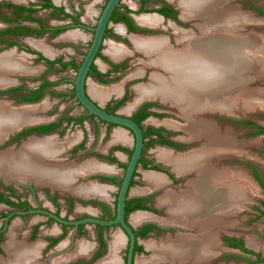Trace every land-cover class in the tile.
Instances as JSON below:
<instances>
[{
    "label": "bare ground",
    "instance_id": "1",
    "mask_svg": "<svg viewBox=\"0 0 264 264\" xmlns=\"http://www.w3.org/2000/svg\"><path fill=\"white\" fill-rule=\"evenodd\" d=\"M171 1L179 7L183 19L197 20L195 26L198 33L185 32L178 39L175 38L177 42H185L184 47L178 50L168 46L166 40L159 36L150 38L130 36L135 48L153 57L150 64L166 73V76L155 73L151 75L148 84L134 88L137 94L136 101L159 98L175 105L186 120L183 129L188 139H203L199 150L189 156L187 154L185 157H171L172 155L166 153L158 154L159 158L170 163L177 172L185 173L192 170L196 177L194 184L188 185L191 190H182L178 193L166 191L158 198L157 205L165 206L167 212L165 218L159 219L160 222L183 227L196 226L204 234L201 237H193V239L176 235L174 238H166L160 242L148 241L145 247L151 251V255L147 259L139 257L137 264L152 261L206 264L207 259L215 253L213 248L215 237H213L211 227L214 226L221 230L228 224L225 219L226 214L230 215L228 207L232 210L231 206L234 203H240V194L243 189L240 184L244 182L239 178L234 182L233 174L231 176L225 169H216L213 166L211 161L213 155L240 152V149L236 144L229 142L230 137L227 130L220 133L210 120L198 115L203 111L215 110L230 113L234 107H238L239 95L246 104V110L260 105L257 104L260 100L257 99L258 94L255 93L257 98L255 96L253 99L248 89L236 93V98L234 93L229 95L228 92L229 89L241 88L240 84L252 78L250 73L255 74L256 72L257 67L255 71L252 67L258 60L257 58H259L258 66L264 64V36L256 33L258 35L256 37L252 31L251 33L240 31L241 21L243 23L248 21V17L240 13L237 7L227 4L230 0ZM137 19L144 25L156 26L160 23L155 15H142ZM108 54L118 58L126 53L125 50L110 46ZM23 59L21 54H16V57L9 54L0 55V86L10 82L6 78L8 77L5 75L6 72L32 73L37 70ZM38 106L35 109L12 107L9 103L0 101V139L20 124L43 119L44 116L36 112L43 107ZM125 137L123 134L112 136L113 141L121 142L126 141ZM58 149L54 138H42L29 139L23 142L18 149L0 152V178L6 182L33 181L50 184V186L68 187L73 185V179L77 174L83 175L86 171H97L100 168L92 162L79 167L76 165L63 167L44 163L48 157L55 156L60 150ZM108 169L109 167L106 166L101 170L107 171ZM229 176L230 181H228ZM145 178L148 181V187L150 186L149 189L161 182L160 176L156 174H149ZM78 187L70 188L73 194L82 195V197L94 194L103 195L99 186L88 184ZM212 188H215V191ZM145 219H150V217L144 213H136L131 218L134 223ZM8 235L9 240L5 244V250L9 256L7 260L0 261V264H40L35 260L40 250L39 243L17 242L12 232ZM114 239L115 237H113L111 248L116 250L121 245V240ZM81 247L80 250H83ZM113 261L114 257L110 256L102 263H113Z\"/></svg>",
    "mask_w": 264,
    "mask_h": 264
},
{
    "label": "rangeland",
    "instance_id": "2",
    "mask_svg": "<svg viewBox=\"0 0 264 264\" xmlns=\"http://www.w3.org/2000/svg\"><path fill=\"white\" fill-rule=\"evenodd\" d=\"M67 5V8L69 7V12L74 15L77 20L83 19L84 16L88 15V13L93 11L94 13V25H96L97 19L99 17V14L106 3L107 0H65ZM96 1V4L94 5V2ZM98 1V2H97ZM125 5H128L130 7H138V1L140 0H122ZM56 4H61L62 1L53 0ZM164 3L168 2L169 4L175 6L177 8L176 17H178L181 21H172L170 19L160 20V23L156 25L154 28L155 30L151 31L147 34H152L154 36L162 37L166 40L168 46L173 48L174 50L181 49V47H184L185 42H177L175 38H179L183 33L185 32H193L194 34L198 33L195 24L197 23L196 19L191 20H183L181 17V11L178 6H176V3L171 0H164ZM243 2L244 0H235L234 4L237 3L238 5H241L242 11L245 12V15L248 17V21H241V26L239 27L240 31L242 33L250 32L255 33V35L259 34L264 36V25L261 22V19H259V15L253 14L251 11L252 9H244L243 8ZM256 3V6L264 8V0H254ZM4 4H12L15 6H33L35 9H38L37 12L33 14V16L37 19H39L44 26H52V27H61L66 25V21H69L68 19H65L64 16L61 15V13L55 9L47 10V9H41L40 7L44 4L42 0H0V5ZM94 5V6H93ZM76 10H75V9ZM93 8V9H92ZM137 13V12H136ZM249 13V14H248ZM154 14L151 11H144L139 12L135 14V16L140 15H152ZM21 17L26 16V12H22ZM15 10L12 8L7 7H1L0 6V30L4 29V20L7 18H15ZM250 18V19H249ZM79 21V20H78ZM253 21V23H251ZM115 23L114 21H112ZM246 22L248 24H246ZM72 23V27H68V29H64L60 33L57 34V36L64 35V32H76V27L79 28V26H74ZM250 23V24H249ZM34 25H36L34 23ZM244 26V27H243ZM113 27L109 28V33L107 37L112 36L113 34ZM184 30V31H183ZM257 33V34H256ZM93 35V33H92ZM244 35V34H243ZM54 35L48 34V35H42L39 38H33V37H17L14 40L11 39V37L2 36L0 37V55L2 54H9V55H15L16 54H24L23 60L25 62L29 63L34 69H37V73L35 74H27L20 76H14V75H8L10 76V83H7L8 88L4 91H0V99L5 100L6 103H9L10 106L16 107L19 106L21 103H25L23 99L22 101H18L15 99V97H18L21 94H15L14 87H16L17 92L18 90L23 91L30 89L33 85H35L38 81H33V75H39L36 77H44L47 80H51L52 83L56 84V86L49 88L51 91L50 94L46 95L47 98L43 99L42 101H39L37 105L40 107H43L41 110L37 111L39 113L38 115L44 116V119H52V121H55V119H58L60 117H71L75 118L78 114H84L87 113L84 110H81L78 102L73 98V89L70 88V86L65 83L64 79H68V74L66 69L62 68H54L49 67L47 64L43 63L42 61H38V58H29V52L28 50L34 51V48L41 49L43 52L44 47L50 46L53 50H61L60 48L56 47V45H52V39ZM148 35H146L147 37ZM258 36V35H257ZM119 40L123 41L128 45L130 51V56L124 61L123 65L121 66V73L120 75H117L115 79L116 83H121V85L124 87L125 90V96L122 99L121 103L119 104V107L115 109V112H118L119 114H128L129 112L126 110L120 111L122 108H129L132 103L135 102V99H133L136 95L134 94V87L140 86V85H146L148 84L151 75L158 74L161 76H166V73L156 67L150 64L152 56H147L144 53H141L140 51H137V49L134 48V46L131 44L130 40L127 37L121 38L120 36H116ZM11 39V40H10ZM29 39V40H28ZM123 39V40H122ZM33 40V42H32ZM34 41L40 42V46H34ZM75 50V48H74ZM77 51V49H76ZM28 54V55H27ZM46 54V53H45ZM262 54V53H261ZM26 55V56H25ZM146 55V56H145ZM263 55V54H262ZM28 56V57H27ZM31 56V55H30ZM46 56L51 57V55L46 54ZM259 60V58H257ZM256 61V64L258 62ZM147 61V63L145 62ZM43 66V67H42ZM37 67V68H36ZM252 67V66H251ZM140 68V69H139ZM254 68L255 71V67ZM263 68V67H262ZM261 67H258L255 74L250 73L252 75V78L250 81L248 80L246 83L240 84L241 88H237V90L229 89L228 92L229 95L234 93V97L236 98V93L240 92L241 90H249V93L251 95V98L255 99L256 94L259 96L257 99H260L255 107H251L250 110H246L245 103L241 100L242 97L239 95L238 99V107H234L232 112H230V115H233L232 117L238 118H250L261 125L264 126V69ZM39 70V71H38ZM260 70V71H259ZM253 72V71H252ZM165 73V74H164ZM32 75V76H31ZM63 80V81H61ZM61 81V82H59ZM7 82V81H6ZM11 84V85H10ZM18 87H21L19 89ZM70 88V89H69ZM49 91V92H50ZM251 91V92H250ZM258 91V92H257ZM256 93V94H255ZM253 94V95H252ZM72 95V96H71ZM150 99V98H148ZM153 99V98H151ZM252 99V100H253ZM146 100V99H145ZM262 103V104H261ZM41 104V105H40ZM150 106L148 105L150 111L149 115L145 119V129L147 128H153V129H159V130H166L172 137L174 138H181L184 140H187L188 135L183 129V125H186V120L181 115L180 110L175 107V105H172L168 102H164L159 98H155L154 101L149 102ZM154 104V105H153ZM38 106V107H39ZM263 106V107H262ZM114 106L106 107L108 109H112ZM131 108V107H130ZM227 113V112H224ZM228 114V115H229ZM201 115V118H204V114ZM183 117V118H182ZM224 118L223 123V131H226L229 133V136L234 141V143L238 146L240 143L241 149L240 155H244L241 157V159L249 160H255L256 164L260 169L264 172V137L256 136V137H244L242 135V131L240 128L234 129L235 124L231 123L229 120L230 116L222 115ZM213 119V117H209ZM92 122V123H91ZM143 123V124H144ZM168 123V125L166 124ZM87 128L90 135V138L92 139H86L85 144L89 145L90 149H93L94 151H103L104 146L109 142L110 135L112 134V130L115 129V126H108L104 123H101L97 119H87ZM63 130H61L58 133H53L50 135H45L46 137H51L55 139V142L59 145H61V150L58 152L57 155H55L54 160H57V162H69L72 161L74 163L83 164L86 160H89L91 158H95L92 153L85 152L83 154H78L79 152H75L74 154L70 151L69 148L75 143L77 139L76 132L79 130L78 124L74 123L73 126L70 124L62 127ZM234 130L232 131L230 130ZM104 133V134H103ZM103 134V135H102ZM76 136V137H75ZM42 137V136H39ZM73 137V138H72ZM129 143L128 145L132 146V140L131 135L129 134ZM28 139L26 137H21L18 141L15 140V137L7 141L4 145L0 146V151L3 152L4 149L13 146L16 144L13 150L18 149L23 142H26ZM91 140V141H90ZM87 142V143H86ZM238 142V143H237ZM65 143H68L66 146H64ZM188 149H182L190 150L194 148H199L201 146V141L192 142L190 145L187 144ZM65 147V148H64ZM81 146L79 149H82ZM64 149V150H63ZM110 150L109 153L112 154L114 151ZM242 150V151H241ZM70 151V152H69ZM156 147L153 145H149L146 147L144 151V155L146 156H153L157 155ZM71 153V156L70 154ZM114 153V152H113ZM122 157L120 158V164L117 161H105L102 158H99L98 160L107 163V164H118L116 175L114 176L116 178V181H121L122 173L124 171V166L126 165L129 155L131 153V148H128L126 151L122 152ZM73 154V155H72ZM251 157V158H249ZM69 159L68 161H65V159ZM59 160V161H58ZM251 160V161H252ZM231 161L225 160V162L222 164L228 171L232 172V166L230 163ZM237 166V165H236ZM239 167V166H238ZM239 168H237L238 170ZM236 169L233 171L235 174ZM175 174L177 173V170H174ZM237 173V172H236ZM178 174V173H177ZM244 174H242L241 177H243ZM193 177V176H192ZM85 177L78 178L76 185H86L88 180H94V178H86ZM186 178V177H185ZM134 183L131 186L130 194L133 193L134 189L139 187L141 189L144 188V190L148 189V185H143L142 183V173L140 172V169L138 168V172L134 176ZM238 178H236L237 180ZM180 180L179 183H177L175 186H169L166 187V189L171 190H181L183 188V184L185 183L184 179H178ZM141 181V182H139ZM23 182V181H22ZM21 184H17L15 181H8L4 180L3 178H0V195L4 197V199L9 200L14 203H26L31 208H38V209H45L48 210L56 215H60L62 218L67 220H78L83 217H96L99 219H108L110 214L113 213V204L115 202L116 194L118 191V185L116 183L109 184L107 187H101L102 194L100 195L101 198L98 197H89L88 199H84L82 197L77 198L75 196H72L70 194H62L60 191L47 189L46 187L41 185H35L31 182H23ZM83 183V184H82ZM107 184V183H106ZM243 189L241 190L240 194V203H234L232 206V210L229 208L230 215L226 214V222L228 223L224 229H221V232H224L225 234H233L236 236H239L241 238V241L244 242L248 247H250L253 250H256L260 254L264 255V216L259 215V209L264 210V197L260 193H256L253 191L250 186H248L247 183H242ZM175 187V188H174ZM165 191V190H164ZM177 191V192H178ZM166 192V191H165ZM136 193V192H135ZM163 192L160 195L155 196V198H158L161 196ZM104 196V197H103ZM78 204V205H77ZM104 205H106L108 208H104ZM13 209V207L0 202V231L3 228L5 217L7 214ZM21 210H24L22 208ZM234 211V212H233ZM149 213H152L156 216V218H165L167 215L163 212V210H158V212L149 211ZM136 214V212H131L128 214L127 218L129 222L133 226H137L139 223H134L131 218L132 216ZM158 219H156L157 221ZM54 229H57L59 232L56 234L53 232ZM117 228L112 227L108 229L103 230L104 236L107 237V240H111V237L115 234ZM95 227L93 224H86L81 229H75L71 226H68L65 230L61 228V226L54 221L48 219L46 216L38 215V214H28L23 216H14L12 217L8 223L7 228L0 232V261L7 260L9 255L7 250H5V244L9 239V233L12 232L15 236V240L17 242H22L26 244L36 243L37 241L44 242L45 244L50 243L52 244L53 241H67L65 248H61L57 253L56 250L53 249L52 245H45V247L39 251V254L35 258L37 262L40 264H48V259L52 256V262L56 258H61L63 256H67L70 254L72 249L75 247V245L78 242H85L86 244L94 245V238H95ZM184 230H181V228H178L176 231H163L160 234L150 237V238H144V245L145 242L148 241H154V242H160L161 240H164L163 236L171 234L172 238H174L178 234H184ZM71 233V234H70ZM68 234H70V237L67 238ZM18 237V238H17ZM85 239V240H84ZM161 239V240H160ZM126 244V238L124 240V244L122 247H120L119 255L124 253V248ZM55 246V245H54ZM146 248V247H145ZM67 249V250H66ZM223 249V246L218 247V250L220 251ZM215 250H217L215 248ZM59 254V255H57ZM227 254V253H226ZM225 254V256H226ZM61 255V256H60ZM151 255V251L146 248L145 252H138L135 264H137L139 257H142L141 259H147ZM108 256V255H107ZM147 256V257H146ZM244 258H249L247 256H244L242 254H239V258L234 259L231 256L225 257L226 264H249ZM34 259V258H33ZM68 260V259H67ZM103 258H99L97 261H88L90 264H100L101 261H103ZM157 263V261L148 262L146 264H153ZM102 264V263H101ZM109 264V263H108ZM112 264V263H110ZM183 264V263H179ZM260 264H264L260 263Z\"/></svg>",
    "mask_w": 264,
    "mask_h": 264
},
{
    "label": "flooded vegetation",
    "instance_id": "3",
    "mask_svg": "<svg viewBox=\"0 0 264 264\" xmlns=\"http://www.w3.org/2000/svg\"><path fill=\"white\" fill-rule=\"evenodd\" d=\"M42 1L44 2V4H43L44 6L42 5L40 8L41 9L47 8V7H45V5H47V0H42ZM163 1L164 0H140V1H138V7H137V9L135 11H129L128 8L121 2L120 5L118 7H116L114 9V11L112 12V15L110 17L109 23L111 21L120 22L121 24H123L125 26L127 34L136 33V34L145 35V37H146V35H148L147 37L150 38V36H154V35L147 34V33H150L151 31L155 30V28L149 27L147 25L139 26V23L136 21V19H133L132 16L134 14H137L139 12H144V11L147 10V11L153 12L154 14L159 15L160 17H158V18L160 20L170 19V20H172L174 22L181 21L178 17H176L177 8L175 6L169 4L168 2L164 3ZM21 6H24V5H21ZM24 7L33 10L32 13H29V12L25 11L26 12V16L25 17L30 16L34 20L33 21H29V20H22L21 19V20H18L13 25H16V24L26 25V26H28L29 28H31L35 32L27 34V35H22V36L21 35L20 36L19 35L18 36L4 35V36L11 37V39H13V40L15 38H17V37L39 38L40 36H42L44 34L45 35L52 34V35H54L53 37H55L58 33H60L61 31H63L66 28V26H61V27L44 26L43 23L39 19H37V18H35L33 16V14L35 12H37L38 9H35V8L31 7V6H24ZM243 8L246 9V10L247 9H252L251 12L253 14L259 15L260 17H264V8L256 6V3L254 2V0H244ZM12 9H14V8H12ZM59 12L61 13V15H64V13L62 11H59ZM121 16H125L126 18H128V20L125 21L124 19H121ZM185 21H187V20H185ZM72 22H74L73 23L74 26H79L81 28L84 27V25L81 24L75 18L72 19ZM34 23L36 25H34ZM4 24L6 25V26H4V28H7V27L11 26L9 23H6V22H4ZM107 28L105 30V33L107 31ZM0 37H2V36H0ZM28 52H29L30 55H35L36 58H38V61H42L43 63L47 64L49 67L50 66L51 67L54 66L53 69L55 68L56 65H58L62 69L65 66L59 60L58 61H49L48 59L43 57L40 53H37V52L32 51V50H30V51L28 50ZM92 64L90 66V69H89L88 73L90 72V70L92 68ZM77 68H76V70H77ZM36 76H39V75L37 74ZM36 76H33V77H35V78H33V81H38L39 82V84H38V86L36 88H34V89L30 88L28 90L24 89L23 91H21V90L19 91L18 90V92H17L16 87H14L13 90H14L15 94H21V93L24 94V95H19L18 97H15L16 100L22 101L21 99L30 96V92L31 91H38L40 89V87L44 84V82H49L46 78H44L42 76L39 77V78L36 77ZM61 81H63V80H61ZM61 81H59V82H61ZM49 83H51L50 86L44 87L41 90V92H37V93H39V94L43 93V95L45 93H49L50 94L51 91L49 90V88H52V87L56 86L57 83L56 84H54L52 82H49ZM18 88L21 89V87H18ZM73 93H74V90H73ZM35 95H36V93H35ZM41 98L37 102H39L41 100ZM121 101H122V99L119 102H121ZM37 102H35V103H37ZM25 103H29V102H25ZM117 105H119V103L115 104L114 107H116ZM148 105L150 106L149 102H146L145 104L140 106L135 111V113L130 117L132 120H134L136 122V119H138L139 117H141L144 114H146V116L139 123L141 128H142V131H143L144 144H143V148H142V151H141L140 159L137 162L136 169L138 168V166H141V168L146 169V170H154L156 173L161 175V177L163 178V180L165 182L162 184V186L156 187L152 191H150V190L145 191L140 196L132 197V198L126 200V203H125V219H126V221H128V218H127L128 214L131 213V212L137 211V210H140V211H142L144 213H147V214H150V215L153 216V217L149 216L150 219H145L144 221H141V223H139L137 226H133L128 221L130 223V225L132 226V228H133L132 230H133V232L135 234V244H134V249H133V264H135L137 253L146 251L145 245L143 244L144 241H145L144 238H146V237L150 238V237L156 236V235L160 234L163 231H169V232L173 231L174 232V231L178 230V228H181V230L185 231L184 234H178V235H180V236H188V237H190L192 239H193V237L194 238L201 237L204 234L202 231L200 232L199 231L200 228H198L196 226H194V227H183V226L176 225V224H168V223L160 222L159 218H156V216L154 214L149 213V211L158 212V210L159 211L163 210V212L167 215L165 206L157 205V199L158 198H155V196L160 195L162 192L164 194L165 191L178 193V192H180L182 190H191V188L188 185L191 184V183L194 184L195 177H196L195 176V172L192 171V170L188 171V172H185V173L177 172L178 174L177 173L175 174V172L173 171V166L170 163H167L163 159L159 158L158 154L159 153H166V154H168L170 156L172 155L171 157H174V156L175 157H178V156L179 157H182V156L185 157L187 154L189 156L191 154H194V152L196 153L201 146L199 148H194V149H190V150H186V151L184 150L183 151L182 150L183 148L184 149H188V146H186L187 144L190 145L192 142H197L198 140H193V139H188V138H187V140H184V139H181V138H174L166 130H159V129H153V128L145 129L143 122L145 121V119L149 115V111L150 110H149V107H147ZM114 107L112 109H108V108H103V109L105 111L109 112V113H115L114 112ZM204 115H205L204 119L210 120L217 127V130L220 133L225 132V131H223L224 118L222 117V115H219L218 113H214V114L204 113ZM209 117H213V119H211ZM94 118L99 120L98 118H96L93 115H86V117H85V119H94ZM235 118L236 117H229L228 121H230L231 123L235 124V126H234L235 130H236V128H240L241 131H242L241 133H242V135L244 137H256V136L264 137V134H258V129H257V126H260V127H264V126L261 125L260 123H258L257 121H255L253 119H250V118H238V119H235ZM99 121L101 123L107 124L108 126H114L113 124L106 123V122L101 121V120H99ZM78 122L81 123V120L79 118L60 117L58 119H55V121H50L49 123H47V124L55 123L57 125V127L54 130L50 131V132H45V133L28 132L26 134H23L24 131L26 132L29 129L35 128V127H32V128H28V129H26V130H24V131H22L20 133H17L15 135H13L10 139L15 137V140L18 141L21 137H28V136H32V135H34V136L50 135V134H53V133L60 132L61 130H63L62 127L66 126L68 124L73 126L74 123L78 124ZM47 124H43V125H47ZM39 126H41V125H39ZM36 127H38V126H36ZM230 130L232 131V133L234 132V130H232L231 128H230ZM228 135H229V133H228ZM202 140L203 139H201L199 141H201V143H202ZM228 140H229V142L231 144H235L234 141L231 139V137ZM133 141H134V139H133ZM149 145H153L154 147H156V151H155L156 153L155 154H157V155H154V154H153V156L152 155L151 156L144 155V151H145L146 147L149 146ZM81 146L83 147L82 149H84L83 150L84 152L81 153L83 155L87 151V152L92 153L96 157H100V158L104 159L105 161H110V162L113 161V158L111 157L110 153L107 154V156H103L102 157L96 151H94L93 149H90V147L84 148V145H82V144H79V145L73 147L70 151L71 152L74 151V152H72L73 154L75 152H79L81 150V149H79ZM237 147H239V149H241L240 148L241 147L240 143L238 144ZM131 153H132V150H131ZM131 153H130V155H131ZM69 154L71 156V153H69ZM227 154H229V155L227 157H225V155H227ZM240 154L241 153H237V152H228V153H225L224 155L222 153L221 154H216V155L212 156V158H211L212 160L211 161H212L213 166L216 169H221L222 168V169H225L229 173V175L232 176V174H233V181L234 182H235L236 178L234 176L233 171L235 169L237 170V168H239L240 166H243L247 170V172L257 181H258V179H257V175H258L259 178L261 179L262 183L264 184V172L260 169V167H258V165L256 164V161L254 159L253 160L251 159L252 160L251 161L248 158H247V160L246 159H241V157L244 156V155H240ZM130 155H129V158H130ZM129 158H128V160H129ZM249 158H251V157H249ZM225 160H229V161H231L230 162L231 165H235V166H232V168H233L232 172L228 171V169H226L222 165L225 162ZM125 166H124V169H125ZM135 174H136V171L133 173V177H132V179L130 181L129 189L134 183ZM87 178H90V177H87ZM91 178L98 179L102 183H107V184L108 183L109 184L116 183L118 185V188H119L120 182H121V181L117 182L115 177L92 176ZM85 179L86 178H84V180ZM178 179H181V180L184 179L185 180V183L183 184V188L181 190H179V191L177 190L178 191L177 192L176 190L166 189V187L175 186L177 183H179L180 180H178ZM230 180H231V177L229 176L228 181H230ZM235 187L236 186H235V183H234V190H235ZM212 189H213V191H215V188H212ZM128 192H129V190H128ZM116 197H117V194H116ZM2 198H4V197L2 196ZM20 203H23V202H20ZM115 203H116V198H115V202L113 204V213L110 214L108 219H103V220H109V219L114 218V215H115ZM9 206L13 207V209L10 212L15 211V210L27 211L28 209H38V208H31L26 203L24 205H22V206H12V205H9ZM103 206H104V208H108L104 204H103ZM22 208H24V210H21ZM126 209H131V210H130V212L126 213ZM38 215H40V214H38ZM92 217H94V216H92ZM83 218H85V217H83ZM48 219H50V218H48ZM156 219H158V220L156 221ZM50 220H52V219H50ZM52 221H54V220H52ZM60 226H61V228L63 230H65L68 227V226H65V225H60ZM83 226L84 225L71 226V227H73L75 229H77V228L81 229V228H83ZM94 227H95L96 231H95V238H94V243H93L94 245L91 248V251L89 252V254L82 255L79 258H77V260H75V262L72 263V264H90V263H88V261H91V260L97 261L99 258L105 259L107 257L106 255L109 253V242L110 241L107 240L106 236H104L103 230L104 229H108V228H112V227H106V226H101V225H96V224L94 225ZM114 227H116V226H113V228ZM116 228H118V227H116ZM211 228H212L213 233H214L213 237H215V239H214L215 240V242H214L215 244H214L213 248L214 249L216 248L217 250H215V253L210 258L207 259L206 264H226V262H225V257L226 256H231L234 259L239 258V254L238 253L225 252L224 248L227 247V248L233 249V250H240L239 249V245L242 244L241 238L239 236H236V235H233V234L232 235L231 234H225L224 232H221V230L219 228H217V227L212 226ZM123 235L126 238V244H125L126 246L124 248L125 251H124L123 255L122 254L119 255L120 256L119 257L120 264H126V260H127L128 238H127V236L124 233H123ZM171 236L172 235L169 234V235L163 236V238L164 239L172 238ZM54 243H55V241H53L52 244H48V245H53ZM220 246H223V249H221L219 251L218 247H220ZM0 249H1V244H0ZM225 254H226V256H225ZM249 255H251V254H249ZM244 259L247 262H251L252 263L250 258H244ZM101 263H102V261H101ZM104 264H108V263H104ZM153 264H179V263H167V262H164V261H157V263H153Z\"/></svg>",
    "mask_w": 264,
    "mask_h": 264
},
{
    "label": "crops",
    "instance_id": "4",
    "mask_svg": "<svg viewBox=\"0 0 264 264\" xmlns=\"http://www.w3.org/2000/svg\"><path fill=\"white\" fill-rule=\"evenodd\" d=\"M57 1H62L61 4H56L53 2V0H47V5L48 7L45 8L47 10H52V9H55L57 11H62L64 13V16L65 19H68L71 20L73 18L77 19L74 15H72L71 12H69V7L67 8V5L66 4V1L65 0H57ZM98 2V1H97ZM122 3L124 4V2L122 1ZM96 4V1L94 2V5ZM93 5V6H94ZM125 5V4H124ZM44 6V5H43ZM129 11H135L137 9L136 6H134L133 8L128 6V5H125ZM33 7V6H31ZM34 8V7H33ZM75 9V8H74ZM93 9V8H92ZM76 10V9H75ZM142 16V15H140ZM93 17H94V13L93 11L90 10V12L88 13V15H85L84 16V20L83 19H78L79 22L81 24L84 25V27H76V32H64L65 34L64 35H61V36H55L54 39H52V45H56V47H58V49L60 48L61 50H53L50 46H46L43 48V50L45 52H43L41 49H36L34 48V51L37 52V53H40L43 57H45L46 59H48L49 61H61L63 63L64 68L63 69H66L67 71V74H68V79H64L65 83H67L70 88H71V81L75 78V74H76V68L79 67L82 59H83V56L85 55L87 49H88V46L91 42V39H92V31L90 30V28H93V25H94V20H93ZM133 19H136V21L139 23V25H144L142 23L139 22V20L137 19V17L139 16H135V14L132 16ZM69 21H66V28L68 29V27H72V23H70ZM115 23H113L112 21L109 23L108 25V28H107V31L104 35V38H103V41H102V44H101V47L99 49V52L97 54V56L95 57L94 61H93V64H92V68L90 70V72L87 74L86 76V80H85V84H84V89H85V92L87 94V96L95 103L97 104L98 106H100L101 108H106V107H110V106H114L115 104L117 103H121L119 102L121 99L124 98L125 96V90H124V87L121 85V83H116L115 79L117 77V75H120L121 73V65L124 63V61L130 56V53H132V51H130L128 45H126V43H124L123 41L119 40L116 36H120L121 38H124V37H127L131 44H133V42L131 41V39L129 38L130 36L132 35H137V36H143L145 37V35H141V34H136V33H129L127 34L126 33V28L123 24H121L120 22H116L114 21ZM149 27H155L153 25H147ZM113 27V34H111L112 36L110 37H107L108 33H109V28ZM65 28V29H66ZM151 37V36H150ZM152 37H157V36H152ZM29 40V39H28ZM123 40V39H122ZM33 42V40H32ZM34 46H40V42H36L34 41ZM110 46H114V47H117L118 49H121V50H125V53L124 55L122 56H119L118 58H114L112 57L110 54H108V50H109V47ZM75 48V50H74ZM135 48V46H134ZM77 49V51H76ZM137 49V48H135ZM137 51H139L137 49ZM48 52V53H47ZM128 52V53H127ZM48 55H51V57L49 56H46V54ZM142 53V52H141ZM28 55V54H27ZM34 58L36 57L35 55H31L29 54V58ZM43 67V66H42ZM37 68V67H36ZM55 68H60L58 65L55 66ZM35 76V75H33ZM49 82H52L51 80L48 79ZM39 82H37L35 85H33L31 88H36L38 86ZM92 84V85H91ZM94 84V85H93ZM73 86V85H72ZM136 87V86H135ZM69 88V89H70ZM73 89V88H72ZM104 91V92H103ZM134 92H135V88H134ZM49 93H45L41 100L42 101L43 99L47 98L46 95H48ZM135 95L136 92L134 93ZM72 96V95H71ZM73 98L75 99V97L73 96ZM136 98L137 96H135V102L131 104V108H122L120 111H128L129 113L128 114H123V116H128V117H131L135 111L140 107L142 106L143 104H145L146 102H151V101H154L155 98L153 99H141L139 101H136ZM76 100V99H75ZM138 102V103H137ZM154 105V104H153ZM80 106V105H79ZM119 107V105L116 106V109ZM81 110H84L81 106H80ZM115 108V107H114ZM150 110V109H149ZM131 111V112H130ZM86 112V111H85ZM114 112H115V109H114ZM115 113H118V112H115ZM119 114V113H118ZM86 115H88L87 113H84V114H78L77 117L75 118H79L81 120V123L78 122V127H79V130H77L76 132V135H77V139L75 141V143L69 148V150L79 144H82L84 145V148H88L89 145L85 144V140L86 139H91L90 138V135H89V132H88V126H87V119H85ZM119 115H122V114H119ZM90 120V119H89ZM92 123V122H91ZM144 123V122H143ZM107 125V124H106ZM145 125V123H144ZM115 126V129L112 130V134L110 135V139H109V142L104 146V150L103 151H98L97 153L100 155V156H107V154H109V151L110 150H113L115 149L112 154L110 153L111 157L113 158V161H118L119 164H120V158L122 157V152L123 151H126L128 148H131L132 150V147H133V144L132 146L130 147L128 145L129 143V134L131 135V133L125 129V128H122V127H119V126ZM146 126V125H145ZM144 126V128H145ZM120 130V131H119ZM116 133H115V132ZM125 133V134H124ZM104 134V133H103ZM102 134V135H103ZM114 134H123L126 139V143L125 142H121V141H113V138L112 136ZM49 138V137H48ZM51 138V137H50ZM54 138V137H53ZM73 138V137H72ZM55 140V139H54ZM92 140V139H91ZM90 140V141H91ZM131 140H132V143H133V137L131 135ZM28 141V140H27ZM120 142V143H119ZM87 143V142H86ZM59 147V149L61 150V145L58 144V142L56 143ZM68 143H65L64 146H66ZM65 148V147H64ZM58 149V150H59ZM59 150V151H60ZM64 150V149H63ZM84 149H81L79 151L78 154H81L83 153ZM58 154V153H57ZM56 154V155H57ZM54 157H48L47 161H45L44 163L46 164H50V165H59V166H63V167H66V166H70V165H76V166H84L85 164H88V163H95L96 165H99V169L96 171V172H106V173H114L112 175H102V174H99V175H87V173H90V172H95L94 170L92 171H86L82 174H77L75 176V179H73V182L72 184L73 185H69L68 187H62V186H50V184H46V183H36V184H42V186L46 187L47 189H51V190H56V191H60V193L62 194H70L72 196H75L77 198H80L82 197V195H77V194H73L74 192H72L73 188H77L78 186H83V185H78L76 186V182L78 180V178H81L82 177H92V176H107V177H114L116 175V170H117V166L118 164H115V165H112V164H107V163H103L101 161H99L98 157H95V158H91L89 160H86L85 163L83 164H76L72 161H69V162H56L54 161ZM50 158V159H49ZM53 158V159H52ZM94 159V160H93ZM50 160V161H49ZM69 159H65V161H68ZM59 161V160H58ZM116 161V162H117ZM107 166V168L109 167V169L111 170H107V171H102L103 168H105ZM138 168L140 169V172L142 173V176H143V179H142V183L143 185L145 184L146 186L149 185L148 184V181L146 180V176L149 175V174H156L158 176H160L161 178V182H160V186H162V184L165 182L163 180V178L161 177L160 174L156 173L154 170H146V169H143L141 168V166H138ZM138 168L136 169V173L138 172ZM102 169V170H101ZM114 171H113V170ZM100 170V171H99ZM236 172H238V174H236ZM240 172L243 175V177H241L242 174H240ZM236 174V175H235ZM235 178H239V179H242L243 182L247 183L248 186H250V188L253 189L254 192L256 193H260L262 194V196L264 197V189L262 188V186L260 185L259 181L255 180L248 172L247 170L243 167V166H240L239 169L237 171H235ZM146 180V181H145ZM92 181V182H91ZM164 181V182H163ZM25 182H30V181H25ZM97 182V183H96ZM141 182V181H139ZM31 183H33V181H31ZM33 183V184H34ZM88 184H91L95 187H107L109 186V183L106 184V183H102L100 182L98 179H94V180H88L86 182ZM159 185L155 186V187H152L147 190H144L137 187L134 189L133 193L130 194V190H131V187L129 189V192H128V199L132 198V197H137V196H140L142 193H144L145 191H148V190H153L154 188L156 187H160ZM241 187L242 184H240ZM61 187V188H60ZM72 188V189H70ZM79 188V187H78ZM70 191H69V190ZM136 192V193H135ZM96 195V196H94ZM94 195H89V196H83L82 198H86L88 199L89 197H98V198H101L98 194H94ZM159 198V197H158ZM158 200V199H157ZM264 200V199H263ZM78 205V204H77ZM136 213H144L140 210H137V211H134ZM262 212L264 213V210H260L259 209V215L260 216H264L262 214ZM144 214H147V213H144ZM149 216L153 217L152 215L148 214ZM129 221V220H128ZM144 221V220H142ZM141 222V221H140ZM139 223V222H138ZM53 232H59L57 229H54ZM117 228L116 230V234H114L112 237H111V240H110V243H109V253H108V257L110 256H113L114 257V261L112 264H120V259H119V252H120V247H122V245L124 244V240H125V236L123 235V233ZM56 233V234H57ZM71 234V233H70ZM70 234H68L67 238L70 237ZM120 237H119V236ZM122 235V236H121ZM113 237H115V239H120L121 240V245H119V247H117L116 250H113L111 248V244H112V240H113ZM122 237V238H121ZM15 238V237H14ZM114 239V240H115ZM9 240V239H8ZM40 244V250L41 248L45 247V244L44 242H41V241H37V244ZM68 243V240L66 241H56V243H54L52 246H53V249L56 250V252L54 251V253H57V252H60L59 250L62 248H65L66 247V244ZM32 244V243H31ZM45 244V245H43ZM50 244V243H48ZM47 244V245H48ZM81 244V246H80ZM55 245V246H54ZM242 245L245 249L251 251L252 253H254L255 255H259V258H264V255L260 254L259 252H257L256 250H253L251 249L250 247H248L246 244H244V242H242ZM61 246V247H60ZM64 246V247H63ZM80 247L81 249L83 250H80ZM93 247V245L91 246L86 244L85 242H78L75 247L72 249V251L70 252L69 255L67 256H63L61 258H56L53 262H52V258L54 257L53 254L52 256L48 259V264H72L75 262V260H77V258H79L80 256L82 255H87L89 254V252L91 251V248ZM77 248V249H76ZM113 251H111L110 250ZM76 249V250H75ZM39 250V251H40ZM67 250V249H66ZM224 250H228V252H235V253H238V254H242L244 256H247L251 259L252 263L250 264H260V263H263L264 261L262 262H255L256 261V256L254 255H249L247 253H244L242 252L241 250H233V249H229L227 247L224 248ZM82 251V252H81ZM111 251V252H110ZM111 253V255H110ZM59 255V254H57ZM61 256V255H60ZM118 257V258H117ZM105 258V259H107ZM68 259V260H67ZM104 259V260H105ZM103 260V261H104ZM64 261V262H63ZM102 261V262H103ZM116 261V262H115ZM136 261V260H135ZM118 262V263H117ZM110 264V263H109ZM186 264V263H185Z\"/></svg>",
    "mask_w": 264,
    "mask_h": 264
},
{
    "label": "water",
    "instance_id": "5",
    "mask_svg": "<svg viewBox=\"0 0 264 264\" xmlns=\"http://www.w3.org/2000/svg\"><path fill=\"white\" fill-rule=\"evenodd\" d=\"M11 1H13V0H11ZM121 2H122V0H107L106 3L104 4V6H103V8L99 14V17L97 19L96 25L93 28H90V30L93 33L91 42L88 46V49H87L85 55L83 56V59L79 65V67L76 70L75 78L71 81V83L73 85L75 99L77 100L78 104L83 109L86 110L88 115H93L101 121H104L106 123H110V124H113V125L127 129L132 134L133 139H134L132 153L130 155L129 160L126 163L125 169L122 173L120 186L118 188L116 203H115L114 218L109 219V220H103V219H99L96 217H85V218H82L79 220L72 221V220L64 219L60 215H56V214H54L48 210H45V209H28L27 211L15 210V211L10 212L5 217L4 225H3V228L1 229V231L5 230L7 228V223L12 217L23 216V215H28V214L44 215V216L54 220L55 223H57L59 225H65V226H78V225H86V224H93V225L96 224V225H101V226H106V227L116 226L128 238V250H127L126 264H133V249H134V244H135V234L132 230L133 229L132 226L125 219V203H126V200L128 199V190H129L130 181L133 177V173L136 171L137 162L141 156V151H142L143 144H144L143 131H142L140 124L136 123L130 117L122 116V115H119L118 113H109V112L105 111L103 108H101L100 106H98L97 104H95L87 96L85 89H84V84H85L87 73H88L90 66L93 63V61H94V59H95V57L99 51V48L102 44L103 37L105 34V30L108 27L112 12L114 11V9L116 7H118L120 5ZM234 2H235V0H230L229 2H227V4L237 7V9L240 11V13L245 15V12L242 11L241 6L238 5L237 3L234 4ZM152 15H155L156 17H160L157 14H152ZM259 19H261V22L264 25V17H259ZM183 20H185V19H183ZM256 37H258V36L256 35ZM23 55L21 54V56H23ZM258 64L259 63L256 64L254 62L253 65H254V67H257V69H258V67L264 68V64L260 65V66H258ZM36 71L32 72V73H27V72L26 73H20L17 71L6 72L5 75L6 76H8V75L20 76L21 74H23V75L35 74V73H37ZM6 78H7V80L8 79L10 80V76H8ZM7 88H8L7 84L2 85V86H0V91H4ZM0 101L5 102V100H3V99H0ZM37 103H21L19 106H16V107H25V108H29V109H35L38 106ZM204 113H208V114L218 113L219 115H227L230 117L233 116V115H230L229 113H224V112H221L219 110L201 112V114H204ZM50 121H52V119H44L43 118V119H39V120H35V121L26 122L22 125L20 124V125L16 126L15 128L11 129L8 133H6L4 135V137H2L0 139V146L4 145L15 134L20 133V132H22L28 128L47 124ZM42 138H48V137H46L45 135L42 137L34 136V135L26 137V139H28V140L29 139H42ZM15 146H16V144H14L11 147L4 149L3 151L13 150ZM0 152H2V151H0ZM228 155L229 154L225 155V157H227ZM54 161L57 162V160H54ZM99 174L112 175L114 173L113 172L112 173L96 172V171L87 173L88 176L89 175H99ZM17 184H21V182L17 183ZM34 184L35 185H41V184H36V183H34ZM225 252H228V250H225Z\"/></svg>",
    "mask_w": 264,
    "mask_h": 264
},
{
    "label": "trees",
    "instance_id": "6",
    "mask_svg": "<svg viewBox=\"0 0 264 264\" xmlns=\"http://www.w3.org/2000/svg\"><path fill=\"white\" fill-rule=\"evenodd\" d=\"M1 7H7V8H14L15 9V15L16 17L15 18H7L4 20V22L6 23H9L11 26L10 27H7V28H4L2 30H0V36H4V35H14V36H22V35H27V34H30V33H34L35 31H33L31 28H29L28 26L26 25H21V24H16V25H13L15 24L18 20H29V21H33L34 19L31 18L30 16H27V17H21V13L24 12V11H27L29 13H32L33 10L32 9H28L24 6H14L12 4H4V5H0ZM45 7H48V5H45ZM121 19H124L125 21L128 20V18H126L125 16H121ZM40 33V32H39ZM52 64V63H51ZM51 83L49 82H44V84L40 87V89L38 91H31L30 92V96L26 97V98H23V100L25 102H29V103H35L37 102L43 95V93L39 94L37 92H41V90L46 87V86H50ZM36 93V95H35ZM73 96L74 93H73ZM146 116V114H144L143 116L139 117L138 119H136V122L139 124L141 122V120ZM57 127V125L55 123H50V124H47V125H41V126H38V127H35V128H32V129H29L28 131H24L23 134H26L28 132H38V133H45V132H50L52 130H54L55 128ZM257 129H258V134H264V127H260V126H257ZM257 179L260 183V185L262 186V188L264 189V184L262 183L261 179L259 178V176L257 175ZM0 202H4L8 205H12V206H22L24 205L25 203H14V202H11L9 200H5L4 198H2V195H0ZM131 209H126V213L130 212ZM262 214L264 215V213L262 212ZM239 249L244 252V253H247V254H251V255H254L256 256V262L259 263V262H262L264 261V258H259V255H255L254 253H252L251 251L245 249L243 247L242 244L239 245ZM249 264L251 262H248Z\"/></svg>",
    "mask_w": 264,
    "mask_h": 264
},
{
    "label": "built area",
    "instance_id": "7",
    "mask_svg": "<svg viewBox=\"0 0 264 264\" xmlns=\"http://www.w3.org/2000/svg\"><path fill=\"white\" fill-rule=\"evenodd\" d=\"M71 88H73V86L71 85Z\"/></svg>",
    "mask_w": 264,
    "mask_h": 264
}]
</instances>
